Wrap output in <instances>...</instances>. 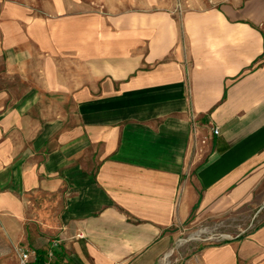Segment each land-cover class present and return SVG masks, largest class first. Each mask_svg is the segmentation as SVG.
<instances>
[{
    "label": "crops",
    "instance_id": "0c3cea01",
    "mask_svg": "<svg viewBox=\"0 0 264 264\" xmlns=\"http://www.w3.org/2000/svg\"><path fill=\"white\" fill-rule=\"evenodd\" d=\"M184 10L0 0V112L7 49L24 77L47 62L0 117L4 210L39 260L61 238L55 264H161L202 228L223 241L181 264H264V0Z\"/></svg>",
    "mask_w": 264,
    "mask_h": 264
},
{
    "label": "rangeland",
    "instance_id": "374dc122",
    "mask_svg": "<svg viewBox=\"0 0 264 264\" xmlns=\"http://www.w3.org/2000/svg\"><path fill=\"white\" fill-rule=\"evenodd\" d=\"M173 4L176 7L175 12L178 19L186 17L187 13L184 10V7L188 6V0H172ZM187 4V6H185ZM180 10V11H179ZM179 11V12H178ZM184 19V18H183ZM43 32H47L46 29ZM13 47L7 49V59H8V75L6 77L7 82V89L10 92V97H7V107L0 112V117L10 113L12 110L9 106L16 100L22 97L24 94V90L26 88H30L29 86L33 83L45 84L47 83V78L44 75L45 70L42 71V66L45 68L46 61H44L43 57L39 56V61L34 63L35 69H39V77H24L20 74H16L15 71L16 66L13 63L15 62L14 51H12ZM40 51V49H39ZM46 52V51H43ZM10 59L12 61H10ZM11 62V63H10ZM30 63V62H29ZM62 63V62H61ZM72 64L73 62L70 61ZM12 64V65H11ZM11 65V66H10ZM31 68V66H29ZM37 69V70H38ZM36 70V71H37ZM41 75V76H40ZM4 122L0 123V128L3 130ZM4 159L0 162V264H22L20 260V249L23 247L20 242L16 239V226L15 221L11 219L13 217L12 214L5 212L4 210V197L6 190L12 189V187L7 186L6 176L7 174L2 171L4 167ZM3 197V198H2ZM12 216V217H9ZM238 224V222H237ZM254 225L257 222L253 223ZM202 228H189L184 230L183 233L179 236L176 243L173 244L171 250L168 252L166 257L162 260L161 264H181L182 261L187 257L189 254L196 251L200 246L209 243H216L217 241H223V238L217 239L216 237L212 236L207 232H203ZM237 229L236 227L232 230ZM32 264H39V263H32Z\"/></svg>",
    "mask_w": 264,
    "mask_h": 264
},
{
    "label": "built area",
    "instance_id": "2783aa9c",
    "mask_svg": "<svg viewBox=\"0 0 264 264\" xmlns=\"http://www.w3.org/2000/svg\"><path fill=\"white\" fill-rule=\"evenodd\" d=\"M215 132H218V130L216 129ZM61 243V238L52 240L51 246L45 255V261L43 264H55L56 250L60 247ZM20 260L22 264L39 263V254L36 249L22 247L20 249Z\"/></svg>",
    "mask_w": 264,
    "mask_h": 264
},
{
    "label": "trees",
    "instance_id": "16d2710c",
    "mask_svg": "<svg viewBox=\"0 0 264 264\" xmlns=\"http://www.w3.org/2000/svg\"><path fill=\"white\" fill-rule=\"evenodd\" d=\"M44 255H46L45 253H42L41 254V257H40V260H39V264H42V262H43V258H44Z\"/></svg>",
    "mask_w": 264,
    "mask_h": 264
}]
</instances>
